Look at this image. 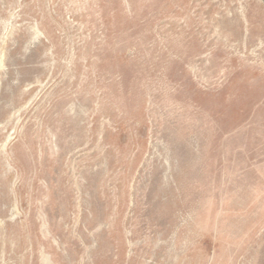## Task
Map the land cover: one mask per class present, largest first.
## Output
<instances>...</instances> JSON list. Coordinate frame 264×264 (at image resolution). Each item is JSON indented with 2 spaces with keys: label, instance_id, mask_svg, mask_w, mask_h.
<instances>
[{
  "label": "rangeland",
  "instance_id": "rangeland-1",
  "mask_svg": "<svg viewBox=\"0 0 264 264\" xmlns=\"http://www.w3.org/2000/svg\"><path fill=\"white\" fill-rule=\"evenodd\" d=\"M0 264H264V0H0Z\"/></svg>",
  "mask_w": 264,
  "mask_h": 264
}]
</instances>
